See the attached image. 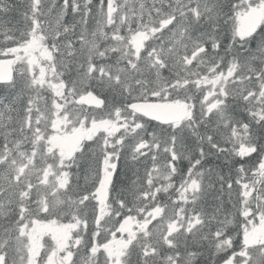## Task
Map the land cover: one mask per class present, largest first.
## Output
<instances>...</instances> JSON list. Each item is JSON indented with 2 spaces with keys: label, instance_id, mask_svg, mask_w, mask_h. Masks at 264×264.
Instances as JSON below:
<instances>
[{
  "label": "snow or ice",
  "instance_id": "snow-or-ice-1",
  "mask_svg": "<svg viewBox=\"0 0 264 264\" xmlns=\"http://www.w3.org/2000/svg\"><path fill=\"white\" fill-rule=\"evenodd\" d=\"M0 264H264V0H0Z\"/></svg>",
  "mask_w": 264,
  "mask_h": 264
}]
</instances>
